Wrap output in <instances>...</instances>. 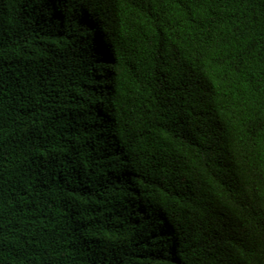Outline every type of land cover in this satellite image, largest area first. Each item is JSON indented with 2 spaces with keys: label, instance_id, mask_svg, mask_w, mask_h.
<instances>
[{
  "label": "trees",
  "instance_id": "1",
  "mask_svg": "<svg viewBox=\"0 0 264 264\" xmlns=\"http://www.w3.org/2000/svg\"><path fill=\"white\" fill-rule=\"evenodd\" d=\"M0 264H264V0H0Z\"/></svg>",
  "mask_w": 264,
  "mask_h": 264
}]
</instances>
